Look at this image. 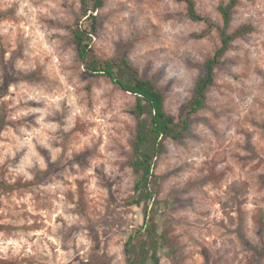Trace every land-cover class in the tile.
<instances>
[{
	"label": "rangeland",
	"instance_id": "374dc122",
	"mask_svg": "<svg viewBox=\"0 0 264 264\" xmlns=\"http://www.w3.org/2000/svg\"><path fill=\"white\" fill-rule=\"evenodd\" d=\"M103 1L96 54L127 58L177 118L221 45L229 0H195L211 30L180 0ZM77 22L89 28L80 0H0V264H129L125 243L144 224L129 204L136 98L85 73ZM248 23L205 108L156 160L161 264H264V0H241L229 32Z\"/></svg>",
	"mask_w": 264,
	"mask_h": 264
},
{
	"label": "trees",
	"instance_id": "16d2710c",
	"mask_svg": "<svg viewBox=\"0 0 264 264\" xmlns=\"http://www.w3.org/2000/svg\"><path fill=\"white\" fill-rule=\"evenodd\" d=\"M186 5L187 16L193 22H204L208 30L214 27L212 20L199 13L195 0H180ZM241 0H229L219 5L223 19L220 28L221 45L215 53L205 60L202 73L197 79L192 98L180 109L178 117L165 109V96L162 90L148 78L141 76L139 70L127 59H101L93 48V39L99 27L98 12L104 6L103 0H80L81 10L88 21L89 28L77 22L69 26L77 55L87 75L106 77L123 91L136 98L131 114L137 121V133L133 142V159L130 163L137 175L134 195L129 201L144 210V224L131 233L125 243V255L129 264H161V250L167 245V236L159 232L154 208L159 204L156 185L159 176L155 173L156 160L163 153L166 139L178 141L184 137L191 126V117L205 108L207 93L215 83V70L222 63L232 43L254 32L252 24H244L234 32H229L233 12ZM208 31L198 34L203 38ZM8 85L0 79V100L7 92ZM4 110L0 103V132L4 127Z\"/></svg>",
	"mask_w": 264,
	"mask_h": 264
}]
</instances>
